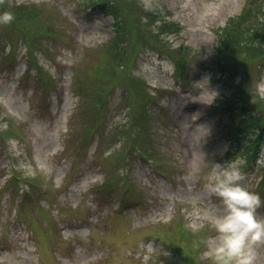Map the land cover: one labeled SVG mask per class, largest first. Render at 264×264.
I'll list each match as a JSON object with an SVG mask.
<instances>
[{
    "label": "rangeland",
    "instance_id": "374dc122",
    "mask_svg": "<svg viewBox=\"0 0 264 264\" xmlns=\"http://www.w3.org/2000/svg\"><path fill=\"white\" fill-rule=\"evenodd\" d=\"M13 1L12 21L0 23V264H213L202 250L215 235L210 215L223 209L206 187L214 166L241 173L264 217V158L247 165L244 151L264 122L237 129L228 113L264 107V61L219 48L229 20L264 13V0H118L132 32L117 47L113 16L86 0H21L27 15ZM162 18L180 32H158ZM30 33L44 37L48 55ZM175 53L187 55L183 77ZM82 83L88 100L79 108ZM103 90L107 121L87 135L82 124ZM110 127L117 136L108 140ZM252 246L254 264H264V239Z\"/></svg>",
    "mask_w": 264,
    "mask_h": 264
},
{
    "label": "trees",
    "instance_id": "16d2710c",
    "mask_svg": "<svg viewBox=\"0 0 264 264\" xmlns=\"http://www.w3.org/2000/svg\"><path fill=\"white\" fill-rule=\"evenodd\" d=\"M258 1V0H254ZM90 5H92V9L100 10L104 12L107 15H111L114 18L113 23V29L115 31L116 37L113 41V47H117L119 44V40L122 39V43H126V40L128 36L131 35L132 30H130V33H127L125 31V27L123 26V22L121 20V15L123 13V8L126 9L127 12V6L121 5L118 0H97V1H91ZM19 10V7H17ZM20 10H22L24 15L29 14L28 7L25 5H21ZM155 15H160V11H152ZM152 12L148 13V16L152 15ZM128 14V13H127ZM129 15V14H128ZM129 16H135L133 14H130ZM161 21L160 25L158 26V32H161V34H171V33H179L180 29L177 28L178 23L163 19ZM235 23V27H234ZM137 28V32L139 33H146L148 28V23H144L142 18H139L137 21L134 22ZM239 26V27H238ZM174 27V28H173ZM170 29V30H165ZM43 34L45 35H53L54 31L46 29ZM220 42H219V48L229 51L231 53V56L235 59H238L241 54V59L245 63L246 61H254L259 62L260 60L264 61V13L261 11H254L253 9H247L243 16L235 19L232 18L229 20L227 24V28L223 29V33L219 32ZM154 40L156 42H160L164 44V42L155 35ZM39 46V44H35L34 46ZM152 49L156 50L157 54H159V49L156 46L152 47ZM158 51V52H157ZM190 51V50H189ZM117 58L120 62H127L130 61L128 57V53L125 50L116 49ZM169 54V53H164ZM126 59L123 60L125 58ZM138 53H135L136 59ZM160 55V54H159ZM171 55V54H170ZM175 58V68H177L180 72V75L183 77L185 75V69L188 67V60L187 55L181 54V53H175L172 54ZM261 61V62H262ZM120 65L116 63V60H114L113 64L111 65L113 71L119 70ZM214 69H218L219 72L222 74L225 73V71L222 69L219 62H217V66ZM122 71V70H121ZM119 71V72H121ZM135 85V84H134ZM135 88L138 89L137 85H135ZM77 92L79 94L80 99V108L86 103L88 100V90H87V84H79V87L77 88ZM106 91L103 90L101 93L98 92L96 94V100H94V106H93V119L88 122L86 120L83 122L84 131L87 135H89V132L91 130L94 131V133L99 129L100 125L107 121V114L105 111V105L104 101L106 96ZM126 93L127 96H133L135 93L133 90H120V94ZM261 116H252L248 115L247 111H250L244 104H241V111H240V117L243 119L244 114L247 115L246 118H244L245 122L237 123L236 125V118L233 115L232 117V124H234L237 129L242 128L244 125H247L248 121L255 122L258 125H255V127H259L264 122V107L259 106L258 107ZM236 131V130H235ZM120 133H124L126 135H129L127 131L122 130ZM117 136L116 129L113 128L111 130L110 138ZM134 144V143H132Z\"/></svg>",
    "mask_w": 264,
    "mask_h": 264
},
{
    "label": "clouds",
    "instance_id": "9594fccd",
    "mask_svg": "<svg viewBox=\"0 0 264 264\" xmlns=\"http://www.w3.org/2000/svg\"><path fill=\"white\" fill-rule=\"evenodd\" d=\"M13 13L0 12V23H10ZM264 90V86H262ZM241 173L214 166L206 187L221 198L223 209L210 215L215 235L202 250L213 264H254L253 241L264 239V217L257 215L260 196L240 183Z\"/></svg>",
    "mask_w": 264,
    "mask_h": 264
}]
</instances>
